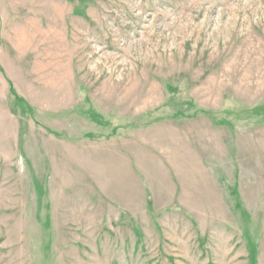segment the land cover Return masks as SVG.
Segmentation results:
<instances>
[{
  "label": "rangeland",
  "instance_id": "obj_1",
  "mask_svg": "<svg viewBox=\"0 0 264 264\" xmlns=\"http://www.w3.org/2000/svg\"><path fill=\"white\" fill-rule=\"evenodd\" d=\"M0 264H264V0H0Z\"/></svg>",
  "mask_w": 264,
  "mask_h": 264
}]
</instances>
